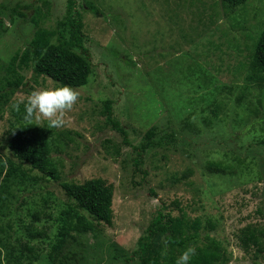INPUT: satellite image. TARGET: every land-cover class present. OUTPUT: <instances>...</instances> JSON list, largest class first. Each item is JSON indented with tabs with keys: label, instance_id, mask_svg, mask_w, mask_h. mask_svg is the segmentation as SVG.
Segmentation results:
<instances>
[{
	"label": "rangeland",
	"instance_id": "rangeland-1",
	"mask_svg": "<svg viewBox=\"0 0 264 264\" xmlns=\"http://www.w3.org/2000/svg\"><path fill=\"white\" fill-rule=\"evenodd\" d=\"M16 1L0 0V9ZM49 1L44 25L51 27L66 0ZM75 1L94 6V11L79 8L93 73L86 85L75 88L78 100L65 112L64 126L55 128L69 137L62 145L52 144L51 158L61 180L101 178L111 184L113 220L82 234L80 254L62 264H122L161 205L172 215L182 209L190 217L212 218L216 227L210 234L228 254L224 264H253L252 251L240 246L238 235L246 225L264 224V85L245 79L249 48L264 29V0L236 7L221 0ZM34 28L20 19L9 24L0 39V60L22 49ZM4 72L0 69V85ZM21 73L26 84L6 103L0 101V260L8 264L4 253L10 250L4 245L19 254V244L28 241L37 246L31 264H51L47 254L60 211L69 202L60 182L23 162L27 176L2 184L7 159L19 163L5 144L11 108L35 90L59 85L45 75L33 80L30 69ZM242 91L246 103L239 105ZM106 98L113 100V115L128 143L105 120ZM217 101L224 105L215 115ZM32 120L48 125L46 117ZM152 125L176 134L175 145L147 150L136 166L133 145ZM211 161L227 165L225 172L209 169ZM34 213L40 218L35 220ZM30 226L45 235L31 236ZM21 261L28 263L27 256ZM256 262L264 264V253Z\"/></svg>",
	"mask_w": 264,
	"mask_h": 264
},
{
	"label": "trees",
	"instance_id": "trees-1",
	"mask_svg": "<svg viewBox=\"0 0 264 264\" xmlns=\"http://www.w3.org/2000/svg\"><path fill=\"white\" fill-rule=\"evenodd\" d=\"M246 1L221 0L229 7L242 5ZM49 5V0H42L41 5L33 2L24 4L17 0L11 6L3 5L0 9V39L6 34L9 24H13L17 19L31 22L35 27L31 38L26 41L22 49L16 50L6 61L0 60V69L5 71L2 79L4 84L0 85L2 103H6L18 88L26 84L21 73L24 69H30L31 77L35 81L37 76L45 75L59 85L68 84L74 88L82 87L90 80L93 66L86 46L83 14L79 8L94 11V6L86 1L77 5L75 0H66L63 15L49 27L44 25L49 17ZM252 45L248 52L245 79L247 83L262 86L264 85V29L257 34ZM242 92L239 105L246 103L242 101L246 93ZM112 103V99L106 98L103 101L102 113L106 122L122 134L124 141L127 142L125 139L127 132L114 117ZM221 105L224 104L220 101L216 102L213 111L215 115L222 108ZM245 107L250 113L254 112V107L248 105ZM2 113L3 110L0 109L1 117ZM11 117L5 144L19 163L7 159L2 184L18 174L21 177L27 176L21 168L23 162L29 165V169L40 172L41 177L60 182L69 202L60 211L59 225L47 256L51 264H56V261L57 264H62L80 254L77 244L82 234L92 231L99 222L112 224V185L101 178H90L83 182L61 180L51 158V148L52 144H64L62 138L69 137V133L51 128L49 123L42 128L32 119H25L24 103H19L18 108L14 106L11 108ZM176 138L173 132L163 130L157 125L150 126L142 135L140 142L133 145L138 155L135 165L142 163V156L147 150L174 146ZM3 167L1 165L0 174ZM208 168L214 172L224 173L227 165L220 161H211L208 163ZM188 173H184L182 177L184 178ZM3 191H7V186L2 187ZM1 196L0 191V198ZM32 216L35 220L40 218L39 213H34ZM215 227L216 222L210 217H190L182 209L178 214L172 215L165 206L161 205L153 212L144 231L137 238L136 247L123 256L122 264H129L131 261L137 264H176V259L189 246L196 250L189 264H224L228 260L227 251L221 241L210 234ZM34 228L30 226L31 236L45 235L44 230ZM0 230H2L1 226ZM238 239L245 251H252L253 264H258L257 258L264 253V224L244 226L239 231ZM4 247L10 250L9 253H4L8 264L15 262L24 264L21 261L24 256L28 259V263L25 264H31L32 260L37 258L35 254L37 246L29 244L28 241L19 244V254L15 253L17 248L12 249L9 245ZM0 264H2L1 260Z\"/></svg>",
	"mask_w": 264,
	"mask_h": 264
},
{
	"label": "clouds",
	"instance_id": "clouds-1",
	"mask_svg": "<svg viewBox=\"0 0 264 264\" xmlns=\"http://www.w3.org/2000/svg\"><path fill=\"white\" fill-rule=\"evenodd\" d=\"M80 93L73 86L60 84L54 87H46L33 91L26 101H20L14 107H19V103H24L25 119H32L36 115L48 118L51 128L64 126L63 119L66 111L71 110L77 102ZM194 247H187L176 259V264H189L195 254Z\"/></svg>",
	"mask_w": 264,
	"mask_h": 264
}]
</instances>
